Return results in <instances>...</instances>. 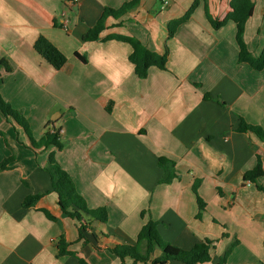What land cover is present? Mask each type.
I'll use <instances>...</instances> for the list:
<instances>
[{
	"label": "crops",
	"instance_id": "obj_1",
	"mask_svg": "<svg viewBox=\"0 0 264 264\" xmlns=\"http://www.w3.org/2000/svg\"><path fill=\"white\" fill-rule=\"evenodd\" d=\"M66 1L0 0V94L23 114L35 140L53 126L61 127L63 143L34 149L25 129L1 115L0 164L14 161L0 168V264H121L110 249L135 245L149 220L158 222L161 239L184 250L212 240L206 264H218L231 246L225 264H264V191L244 180L257 155L264 168V142L238 131L241 118L264 130V70L239 63L232 21L214 28L209 20L225 19L232 0H199L171 39L168 24L195 0H141L119 19L108 18L95 42L83 36L105 8L130 0H83L77 7ZM252 1L244 39L260 56L264 0ZM41 36L66 56L60 70L35 50ZM113 36L137 38L158 54L168 48L166 70L151 67L138 78L131 45ZM51 153L87 208L107 210L105 223L84 216V239L52 191L45 170ZM160 158L175 163L170 183L161 181ZM258 183L264 187V177ZM36 194L44 196L24 208ZM198 196L206 204L201 214ZM61 237L73 255L59 256Z\"/></svg>",
	"mask_w": 264,
	"mask_h": 264
},
{
	"label": "trees",
	"instance_id": "obj_2",
	"mask_svg": "<svg viewBox=\"0 0 264 264\" xmlns=\"http://www.w3.org/2000/svg\"><path fill=\"white\" fill-rule=\"evenodd\" d=\"M140 1L141 0H130L124 3L119 9L105 8L96 25L83 36V40L85 42H95L100 40L102 33L107 29L106 22L108 18L119 19L133 9H136L140 5ZM205 2H207V0H205ZM198 3L199 0H195L191 9L183 17L173 20L168 24V39L173 38L178 28L189 20ZM230 6L232 10L225 19L221 20L209 16L210 23L214 28H219L225 25L228 21H232L236 26L239 63H246L257 71L264 70V50L260 56H255L249 51L244 39L246 23L252 17L254 12V2L252 0H232ZM111 38L131 45L132 53L129 56V60L133 64L135 74L138 78L145 79L148 76L151 67L166 70L169 53L168 48H166L164 54H158L149 50L137 38L128 36H113ZM34 47L38 54L55 70H60L67 62L66 56L43 36L36 41ZM76 56L80 60L85 61V59L78 53ZM2 63L8 68V65L4 61H2ZM1 115L6 118L11 117L25 129L34 149H47L49 146H55L58 149L63 148V143L59 140L61 127L47 126L44 136L39 141L35 140L23 114L20 111L13 109L0 94V121L2 117ZM49 124L53 123L50 121ZM238 131L242 133H253L264 142V130L260 126L249 124L243 118L240 119ZM0 134L3 135L1 132ZM13 161L14 159L12 157L4 160L0 164V168H7V166ZM159 165L164 171V177L161 181L170 183L175 177V163L166 158H160ZM45 170L51 176L52 191L58 196V205L61 211L71 219L77 220L80 223L78 229L79 240L86 238V223L84 222V216H89L94 220H100L104 223L107 221L106 208L103 207L94 210L87 208L83 197L76 191L72 177L60 167L54 158L53 153L49 156ZM261 177H264V168L261 157L257 155L256 166L244 174V180L255 184L258 190L264 191V187L258 183V179ZM197 187L198 185L195 184L194 192L198 195ZM43 196L44 194L29 195L24 199L22 205L24 208L34 207ZM197 200L201 214L205 209L206 204L201 198H199V196L197 197ZM43 212L51 221H56V218L52 216L47 209H43ZM143 215L144 212H142V216ZM157 227V221L149 220L140 230L135 245H117L110 249L111 253L118 258L121 264H127L128 260L131 261L132 264H167L170 261L180 262L182 264H206L211 261V251L213 249L212 240L205 239L194 245L190 250H184L169 243H162ZM57 245L59 256L74 254L69 250L71 243L67 242L63 237L59 239ZM233 247L234 246H231L226 250L218 264L226 263ZM157 250H159L160 253L158 256L154 257ZM79 261L81 264H88L82 258H79Z\"/></svg>",
	"mask_w": 264,
	"mask_h": 264
},
{
	"label": "built area",
	"instance_id": "obj_3",
	"mask_svg": "<svg viewBox=\"0 0 264 264\" xmlns=\"http://www.w3.org/2000/svg\"><path fill=\"white\" fill-rule=\"evenodd\" d=\"M83 0H67L66 5L68 7H77L82 3Z\"/></svg>",
	"mask_w": 264,
	"mask_h": 264
},
{
	"label": "rangeland",
	"instance_id": "obj_4",
	"mask_svg": "<svg viewBox=\"0 0 264 264\" xmlns=\"http://www.w3.org/2000/svg\"><path fill=\"white\" fill-rule=\"evenodd\" d=\"M25 131V130H24ZM161 242L162 243H167V241H165L164 239H161Z\"/></svg>",
	"mask_w": 264,
	"mask_h": 264
}]
</instances>
